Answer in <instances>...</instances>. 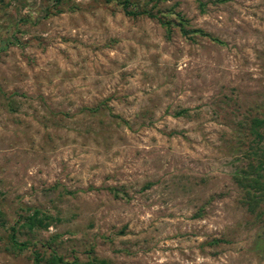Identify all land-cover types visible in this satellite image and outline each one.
<instances>
[{
  "label": "rangeland",
  "instance_id": "1",
  "mask_svg": "<svg viewBox=\"0 0 264 264\" xmlns=\"http://www.w3.org/2000/svg\"><path fill=\"white\" fill-rule=\"evenodd\" d=\"M118 1L0 0V264H264V0Z\"/></svg>",
  "mask_w": 264,
  "mask_h": 264
},
{
  "label": "trees",
  "instance_id": "2",
  "mask_svg": "<svg viewBox=\"0 0 264 264\" xmlns=\"http://www.w3.org/2000/svg\"><path fill=\"white\" fill-rule=\"evenodd\" d=\"M58 1L60 0H55V2ZM103 1L108 2L109 0ZM118 4L120 5V8L125 15L130 17L146 16L154 18L160 25L165 28L167 32H170V27L172 25H177L179 28V32L185 37H190V35H193L195 33L208 35L201 29L186 28L188 21L179 14L177 15L176 20H172L161 11L153 12L152 10L146 8H132L133 6L131 5V2L129 0H119ZM180 112L183 111H178L176 115ZM261 128L263 129L262 131ZM249 131L253 135V139L257 142V144L264 140V112L261 118H251ZM253 153L255 154L254 161H248L247 166L242 171L244 174L241 177L236 178V182L243 187V199L244 201H247L248 204L251 200L257 197L255 194L256 190H259L260 188L264 189V147L259 148L257 152L254 151ZM50 218V215L34 208L31 213L20 216L19 221H17L20 222L19 225L10 226V233L8 235L9 241L16 248L23 249L25 243L18 242L16 238L18 228L25 227L28 230H32L34 228H46ZM41 261H44L45 264H108V262L103 259H90L84 262H78V260L75 258L71 261H67L64 260L62 256L58 255L55 251H52L51 255L48 258H44L37 251H34L33 264H40Z\"/></svg>",
  "mask_w": 264,
  "mask_h": 264
}]
</instances>
